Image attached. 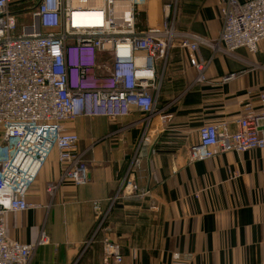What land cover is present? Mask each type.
<instances>
[{
    "label": "crops",
    "instance_id": "0c3cea01",
    "mask_svg": "<svg viewBox=\"0 0 264 264\" xmlns=\"http://www.w3.org/2000/svg\"><path fill=\"white\" fill-rule=\"evenodd\" d=\"M245 2L247 0H238ZM165 0H137L140 32L163 22ZM176 42L157 62L158 114L149 122L137 111L116 121L78 118L65 124L80 139L89 182H60L54 151L27 194L32 205L5 217L12 241L35 244L31 264H106L103 242L122 248L124 264H264V151L228 152L189 161L204 125L237 122L259 113L264 94V41L258 53L226 54L217 45L222 29L220 0H177ZM209 41L198 58L204 80L180 46L186 36ZM235 74L234 79L223 78ZM163 116H171L163 120ZM140 152L141 165L130 176ZM57 184L53 194L48 184ZM135 184L147 194L125 191ZM108 212L98 230L94 202Z\"/></svg>",
    "mask_w": 264,
    "mask_h": 264
},
{
    "label": "built area",
    "instance_id": "2783aa9c",
    "mask_svg": "<svg viewBox=\"0 0 264 264\" xmlns=\"http://www.w3.org/2000/svg\"><path fill=\"white\" fill-rule=\"evenodd\" d=\"M177 0H165L163 22L140 32L137 0H0V264H31L39 246L49 242L42 232L35 244L10 240L5 217L32 205L27 194L54 151L62 167L60 182H89L79 152V136L65 128L78 118L116 121L139 112L146 123L157 114V62L167 60L177 37ZM222 29L214 49L233 54L259 51L264 41V0H220ZM209 41L186 36L180 46L204 80L207 63L198 58ZM235 74L223 78L234 79ZM259 113L237 122L204 125L200 141L189 148V161L207 160L228 152L264 151V94ZM169 120L171 116H163ZM140 152L130 176L141 165ZM57 184H48L53 194ZM130 194L146 188L128 183ZM98 230L108 212L94 202ZM104 262L124 264L121 246L103 242Z\"/></svg>",
    "mask_w": 264,
    "mask_h": 264
},
{
    "label": "rangeland",
    "instance_id": "374dc122",
    "mask_svg": "<svg viewBox=\"0 0 264 264\" xmlns=\"http://www.w3.org/2000/svg\"><path fill=\"white\" fill-rule=\"evenodd\" d=\"M87 119H89V118H87ZM98 119H101V118H98Z\"/></svg>",
    "mask_w": 264,
    "mask_h": 264
}]
</instances>
